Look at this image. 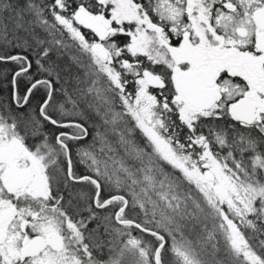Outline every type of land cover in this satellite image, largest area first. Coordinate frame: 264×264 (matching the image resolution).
Returning a JSON list of instances; mask_svg holds the SVG:
<instances>
[{
	"label": "snow or ice",
	"instance_id": "1",
	"mask_svg": "<svg viewBox=\"0 0 264 264\" xmlns=\"http://www.w3.org/2000/svg\"><path fill=\"white\" fill-rule=\"evenodd\" d=\"M0 264H264V0H0Z\"/></svg>",
	"mask_w": 264,
	"mask_h": 264
}]
</instances>
